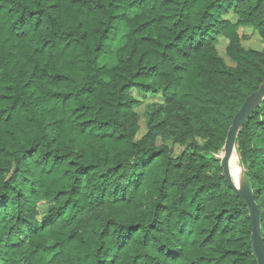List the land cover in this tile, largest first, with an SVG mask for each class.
Here are the masks:
<instances>
[{"label": "trees", "instance_id": "trees-1", "mask_svg": "<svg viewBox=\"0 0 264 264\" xmlns=\"http://www.w3.org/2000/svg\"><path fill=\"white\" fill-rule=\"evenodd\" d=\"M241 28L264 0H0V264H258L220 160L264 84ZM237 153L264 240V102Z\"/></svg>", "mask_w": 264, "mask_h": 264}, {"label": "water", "instance_id": "water-1", "mask_svg": "<svg viewBox=\"0 0 264 264\" xmlns=\"http://www.w3.org/2000/svg\"><path fill=\"white\" fill-rule=\"evenodd\" d=\"M264 102V84L253 93L244 103L240 111L233 119L232 125L227 135L223 154L220 157L223 177L228 187L233 190L236 196L242 198L249 210L252 221L251 242L258 264H264V240L262 237V221L260 209L256 203L254 191L244 172L241 173L239 187L236 186L231 172V159L237 154L238 138L245 124L251 115Z\"/></svg>", "mask_w": 264, "mask_h": 264}, {"label": "rangeland", "instance_id": "rangeland-1", "mask_svg": "<svg viewBox=\"0 0 264 264\" xmlns=\"http://www.w3.org/2000/svg\"><path fill=\"white\" fill-rule=\"evenodd\" d=\"M133 14H135V13L133 12L132 15ZM226 19H230L231 21L235 22V18L232 14H229L228 16H226ZM127 31L128 30H127L125 24H121L119 31H118L117 40L114 44L115 52L110 54V55L105 56L104 58H102L100 60L99 63H100L101 67L105 66L107 68H111L116 64V51L120 47L123 46V44L125 42V35L127 34ZM238 32H239L240 37L242 39V45L246 50H256V51H263L264 50L263 40L260 38L259 34L257 32H255L252 28H241V29H239ZM228 44H229V42L226 39L221 37L217 43V50H218L219 54L224 58V60L226 61L228 66L235 67V65L226 56V49H227ZM157 100H158V98H155V99L153 98L152 100H150V99L143 100V104L137 108V112L141 116V122H140L141 131L138 135V139H141L147 133V126L144 122V117H143L144 106L147 103H151V102H154ZM162 144H164V142L161 139H159L157 142V146H161ZM165 144H167L171 147L173 146V144L171 142H165ZM173 147L175 150V154H178L182 150V147L180 145H174ZM237 164H238L239 169L241 170V173H242V169L239 165V158H238ZM40 212H41V214H44L45 209L43 207H41Z\"/></svg>", "mask_w": 264, "mask_h": 264}, {"label": "bare ground", "instance_id": "bare-ground-1", "mask_svg": "<svg viewBox=\"0 0 264 264\" xmlns=\"http://www.w3.org/2000/svg\"><path fill=\"white\" fill-rule=\"evenodd\" d=\"M237 161H238V155L234 154L231 159V172H232V177L234 179L236 186L239 187V182L241 178V170L239 169Z\"/></svg>", "mask_w": 264, "mask_h": 264}]
</instances>
